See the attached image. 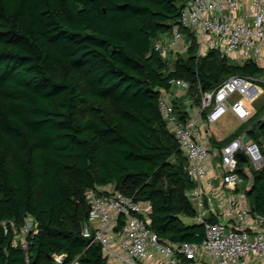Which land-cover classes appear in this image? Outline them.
I'll use <instances>...</instances> for the list:
<instances>
[{
	"label": "trees",
	"instance_id": "obj_1",
	"mask_svg": "<svg viewBox=\"0 0 264 264\" xmlns=\"http://www.w3.org/2000/svg\"><path fill=\"white\" fill-rule=\"evenodd\" d=\"M185 1L0 0V220L20 226L26 214L36 217L28 264H52L55 251L108 264L102 244L83 234L86 191L107 184L151 200L162 239H202L203 223L187 220L197 212L187 192L195 182L160 111V88L181 77L199 97L200 87L264 68L231 63L217 50L197 57L193 44L169 69L153 43ZM174 102L185 120L186 106ZM263 113L264 104L219 145L246 129L258 141ZM251 171L248 201L263 212L264 166ZM14 240L0 222V264H26Z\"/></svg>",
	"mask_w": 264,
	"mask_h": 264
},
{
	"label": "built area",
	"instance_id": "obj_2",
	"mask_svg": "<svg viewBox=\"0 0 264 264\" xmlns=\"http://www.w3.org/2000/svg\"><path fill=\"white\" fill-rule=\"evenodd\" d=\"M193 44L197 57L217 50L221 58L235 64L264 58V0H186L177 20L158 34L153 47L169 69H174L176 60L188 54ZM252 79L230 75L212 90L200 87V102L192 105L194 110L185 120L178 117L173 94L187 95L190 81L173 77L169 89L160 88V111L188 159L186 171L195 182L187 191L197 199L192 220L203 223L204 235L198 241L162 239L152 228L151 200L105 186L89 188L86 194L91 208L83 234L91 237L90 243L97 240L102 244L108 264L110 257L121 264H255L264 256V211H253L249 204L247 189L252 181L245 178L252 171L242 165L249 161L256 169L263 167L264 146L251 138L248 129L221 146H211L200 127L201 120L215 122L228 112L241 121L250 119L258 109L252 103L254 96L243 90ZM245 134L249 135L246 141ZM0 222L5 233H15L14 241L25 250L28 264L36 217L26 214L20 226L14 218ZM52 256V264H79L80 254L70 261L66 251H55Z\"/></svg>",
	"mask_w": 264,
	"mask_h": 264
},
{
	"label": "rangeland",
	"instance_id": "obj_3",
	"mask_svg": "<svg viewBox=\"0 0 264 264\" xmlns=\"http://www.w3.org/2000/svg\"><path fill=\"white\" fill-rule=\"evenodd\" d=\"M258 64L260 65H264V58H259L257 60ZM264 73L262 74H258L257 76L254 77V79L251 80V82L245 87V89L243 90L245 92V94L247 96H251L253 95V100H252V103L253 104H259L260 101H262L264 99ZM174 93V92H173ZM182 93V92H180ZM175 94V95H174ZM173 94V99L177 102H180L181 104H183V102L186 104H188L189 108L191 109L192 108V105L193 106H197L200 102V96L198 98H196L195 96H192L190 94V91L188 92L187 95H184V96H181V95H178L176 93ZM186 94V93H184ZM176 102V103H177ZM195 103V104H194ZM184 105V104H183ZM223 121H222V124H213V128L215 130H217L218 132H220L221 135H226L228 134L231 130H233L238 124V122L236 120H228V118H222ZM205 140V138H203ZM258 141L260 142V144L262 146H264V135L262 134V136H259L258 137ZM263 151H264V148H263ZM216 160L219 159V157H216L215 158ZM243 166H246V167H250L251 170H256V167L254 165H252L249 161L247 162H243L242 163ZM242 175L244 176V172H242ZM250 180H253V175L249 178L248 176H246L245 178V181H249ZM216 181H218V178L216 179ZM192 202L194 203V197L191 198ZM189 220H192V218H189ZM111 258V264H121V261L117 258H113V257H110ZM264 256L260 257L256 262L255 264H264ZM250 264H252V261H249Z\"/></svg>",
	"mask_w": 264,
	"mask_h": 264
},
{
	"label": "crops",
	"instance_id": "obj_4",
	"mask_svg": "<svg viewBox=\"0 0 264 264\" xmlns=\"http://www.w3.org/2000/svg\"><path fill=\"white\" fill-rule=\"evenodd\" d=\"M263 92H264V90H263ZM196 98H198V97H196ZM199 99V98H198ZM175 101V100H174ZM177 102V101H176ZM183 104L185 105V103L183 102ZM195 104V103H194ZM264 104V99L262 100V101H260L259 102V104H253V106H254V108H256V109H258L260 106H262ZM186 106V109L190 112V113H192V111L194 110V109H190L189 108V106H188V104H186L185 105ZM194 107V106H193ZM253 109V108H252ZM222 118H228V120H236L237 122H238V124L237 125H235L236 127L233 129V130H231L228 134H226V135H221L220 134V132H218L217 130H215L214 128H213V124H222V121H223V119ZM243 123H245V121H241V120H239L238 118H236L235 116H234V114L233 113H231V112H228L227 114H225L223 117H221L220 119H218L217 121H215V122H208L206 119H203V120H201V122H200V127H201V129H202V131H203V138H205V141L206 142H208V144L209 145H211V146H221V145H219V141L220 140H222V139H224V138H227L228 136H230V135H233V134H235V132H236V128H238L240 125H242ZM206 129H208V130H206ZM205 131V132H204ZM244 132V130L243 131H241L239 134H241V133H243ZM238 134V135H239ZM236 137V136H235ZM252 181V180H251ZM105 187L106 188H108V189H115V186L113 185V184H107V185H105ZM194 187H195V185H194ZM194 187H192L191 189H193ZM242 187H243V184H241L240 186H239V189H242ZM194 197V203H193V205H194V207L196 208V206H197V199H196V197L193 195H190V198H193ZM249 200V199H248ZM189 218H191V217H188L187 218V220H189ZM189 221H193V220H189ZM264 259V258H263ZM182 264H189V263H182ZM198 264H209L208 262H200V263H198Z\"/></svg>",
	"mask_w": 264,
	"mask_h": 264
},
{
	"label": "water",
	"instance_id": "obj_5",
	"mask_svg": "<svg viewBox=\"0 0 264 264\" xmlns=\"http://www.w3.org/2000/svg\"><path fill=\"white\" fill-rule=\"evenodd\" d=\"M248 139H249V135L248 134H245L244 135V141H246ZM240 156H241L242 159H244V160L246 159V155L243 152H240ZM115 188L116 189H119V184H116ZM114 229L117 230L118 229V226L116 225L114 227ZM170 239L173 240V241H178L179 240V237L177 235L173 234V235L170 236Z\"/></svg>",
	"mask_w": 264,
	"mask_h": 264
},
{
	"label": "clouds",
	"instance_id": "obj_6",
	"mask_svg": "<svg viewBox=\"0 0 264 264\" xmlns=\"http://www.w3.org/2000/svg\"><path fill=\"white\" fill-rule=\"evenodd\" d=\"M116 189V188H115Z\"/></svg>",
	"mask_w": 264,
	"mask_h": 264
}]
</instances>
